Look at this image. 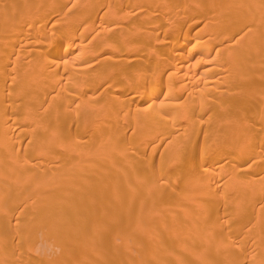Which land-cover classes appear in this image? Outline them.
Masks as SVG:
<instances>
[{"label":"bare ground","instance_id":"1","mask_svg":"<svg viewBox=\"0 0 264 264\" xmlns=\"http://www.w3.org/2000/svg\"><path fill=\"white\" fill-rule=\"evenodd\" d=\"M263 100L264 0H0V264H264Z\"/></svg>","mask_w":264,"mask_h":264},{"label":"rangeland","instance_id":"2","mask_svg":"<svg viewBox=\"0 0 264 264\" xmlns=\"http://www.w3.org/2000/svg\"><path fill=\"white\" fill-rule=\"evenodd\" d=\"M233 24H234V25H237V24H238V19H235V20L233 21ZM239 24H240V25H239V28H240V31H239V32H241L242 35H246L247 33H249L250 28L247 27L246 24H245V26L242 25L241 23H239ZM238 38H239V36H238ZM34 72H35V71H34ZM34 72H33V74H34ZM33 74H32V75H33ZM44 87H45V86H44ZM254 89H257V87H252V90H254ZM36 90H37V89H36ZM36 90H35L36 93H34V95H35V96H38L39 94H42V96H41V95L38 96L40 99H41V97H42V99H44V98H45V99H50L49 97H52V96L55 94L54 91H51V92H50L49 90H44L45 93H40V92H42V90H41V91L37 90V91H39V92H37ZM44 91H43V92H44ZM48 91H49V92H48ZM33 92H34V91H33ZM46 92H48V93H47V96H48V97H44V96H46V95H45ZM38 93H39V94H38ZM32 95H33V93H32ZM32 95L30 94V96H29L30 98H29V99H32V98H31ZM34 95H33V97H34ZM35 98H36V97H35ZM263 101H264V100H263ZM263 104H264V102L262 103V106H263ZM227 138H228V134H227ZM61 264H62V262H61Z\"/></svg>","mask_w":264,"mask_h":264}]
</instances>
